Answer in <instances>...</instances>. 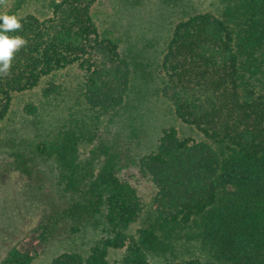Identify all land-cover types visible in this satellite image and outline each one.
<instances>
[{
    "label": "trees",
    "instance_id": "trees-1",
    "mask_svg": "<svg viewBox=\"0 0 264 264\" xmlns=\"http://www.w3.org/2000/svg\"><path fill=\"white\" fill-rule=\"evenodd\" d=\"M141 1L9 0L0 7L21 18L22 32L10 35L28 40L11 74L0 77V150L28 179L48 167L65 204L43 214L36 237L47 241L59 224L96 236L49 264H264V0H221L219 16L191 13L174 26L156 93L203 140L163 129L139 159L156 188L154 219L132 232L143 206L120 178L107 134L130 106L134 73L120 50L119 16ZM19 201V210L36 211ZM3 211L6 227L17 226L11 207ZM33 259L12 247L0 264Z\"/></svg>",
    "mask_w": 264,
    "mask_h": 264
},
{
    "label": "rangeland",
    "instance_id": "rangeland-1",
    "mask_svg": "<svg viewBox=\"0 0 264 264\" xmlns=\"http://www.w3.org/2000/svg\"><path fill=\"white\" fill-rule=\"evenodd\" d=\"M222 8L221 0H142L139 5L120 13V50L131 61L134 73L128 96L130 106L124 111L119 123L113 124L107 137L113 142L118 154L120 178L137 190L143 206L141 217L133 225L132 232L147 226L154 219L156 188L147 176L140 173L139 159L156 148L163 129L173 127L180 137L203 140V135L178 120L172 106L156 93L160 84L159 64L166 44L174 26L186 15L211 13L219 16ZM90 145L88 143L80 147L83 158L88 155ZM12 161L6 152L0 150V261L12 247L32 254V264H49L67 250L87 249L96 236L91 233L81 237L79 234H69V227L65 224H59L47 241L37 239L41 233L38 225L44 219L43 214L49 216L54 209L63 208L64 199L51 184L55 178L53 173L49 174L48 167L42 166L41 172L37 171L28 179L13 167ZM41 186L42 191L38 190ZM33 197L35 200L31 202ZM24 199L28 201L22 205H38L36 213L26 211L29 207L18 209L21 207L19 200ZM8 207H11L9 216L17 220V226L6 227L8 216L3 210ZM33 231L36 233L32 234ZM121 255L123 250L111 252L110 259Z\"/></svg>",
    "mask_w": 264,
    "mask_h": 264
},
{
    "label": "clouds",
    "instance_id": "clouds-1",
    "mask_svg": "<svg viewBox=\"0 0 264 264\" xmlns=\"http://www.w3.org/2000/svg\"><path fill=\"white\" fill-rule=\"evenodd\" d=\"M9 0H0V7L8 5ZM23 30L21 18L15 14L0 13V77L11 74L16 54L25 48L28 40L22 35H10Z\"/></svg>",
    "mask_w": 264,
    "mask_h": 264
}]
</instances>
